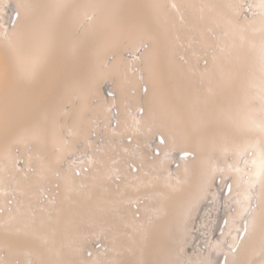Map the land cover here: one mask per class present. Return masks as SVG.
Returning a JSON list of instances; mask_svg holds the SVG:
<instances>
[{"label": "bare ground", "instance_id": "bare-ground-1", "mask_svg": "<svg viewBox=\"0 0 264 264\" xmlns=\"http://www.w3.org/2000/svg\"><path fill=\"white\" fill-rule=\"evenodd\" d=\"M109 1L118 4L120 0ZM91 3H96L101 7L108 5L107 0H17V9L15 7L14 9L11 8V10L15 11V15L11 18V26L14 28L6 38L0 37V156H9L12 145L17 143L23 145L27 142H33L34 148L32 147V152L28 158H33L37 149L41 147L53 144L57 146L55 150L49 153L50 161L34 160V172L30 174L28 183L14 182L18 192L24 196L26 201L33 198L36 194L29 191L28 186H30L37 174H43L42 177L38 178L40 183L44 180L45 185H47L49 182L57 181L60 189L67 190L69 188L73 191L70 188V183H75L74 179L76 176L73 172H68L66 168H62L61 162L66 154L74 151V145L77 140L86 137L91 129L92 122L96 121L94 116L97 113H102L106 108L105 106H107L106 102L112 101V99L109 101L104 99L102 94L110 95L109 93L113 90L116 93L114 100L120 105V110L116 112L113 110V106H110L109 110H107L110 114L109 120L114 119V117L117 118L118 115L123 128L134 126L133 129H140L141 126L136 124L138 117L132 114L131 118L130 115L123 111L122 106L125 102L124 99L128 97L135 101L136 108L142 105V114L139 117V121L147 120L148 122V120H152L150 123L153 122V126L145 134L147 140L145 142L148 145L147 150L150 153H155V150L153 151L152 149H156L158 155L155 153L151 160L145 157L142 150L140 152L136 150V155L133 156H131L132 154L125 155V151L122 152V147L124 146L126 149L129 146L126 142L121 143L118 155H116L117 153L113 155V152L109 153L111 148L108 149V154H106L107 166L99 168L96 173L94 172L95 179L86 193H75L78 202L77 206L72 208H78V211L75 215H69L70 212L60 214L59 234L60 232L65 234L76 220L78 222L80 217L96 213L93 210V205L102 202L101 198L96 194V187L99 185L98 181H101L100 183L103 186L102 177L110 179V174L115 173L117 179L120 177L124 181V178H126L125 181L128 184L126 182H124L126 185L121 183L123 187L121 190L118 189L116 191L114 188L108 187L106 191H103L104 194L119 199L112 206L118 204L129 214L131 211L129 206H132V200L136 201L139 198L138 196L142 195L141 189L146 187L157 191L160 199L156 202L155 207L152 206L154 207L152 211H154L155 216L153 217L152 215L150 223L145 225L143 232L142 229L141 231L134 230L130 239H124L123 234L126 233V230H124V233L122 231L123 234H120L109 229L111 223L101 224L100 228L107 233L110 246H118L128 240L129 243H132L138 249L133 251L134 253L135 251L137 252L136 258L141 260V264H155L161 261L165 264H175L178 259L184 260L186 257L190 260L189 264H197V260L193 259L198 257L202 258V264H228L231 259L235 260L237 258L238 248L241 245H245L246 241L251 237L250 229L252 224L255 223V231L251 240L248 258L252 257V253L260 250L263 254L262 264H264V178L262 180V192L259 191L257 186L247 181L245 183L247 188L245 187L237 194L238 198L242 197L243 204L231 203L229 199L235 194L233 193V187L227 186L230 189L229 193L225 190L227 187L224 188V182L227 178L226 173L230 172L224 171L221 181L218 180L216 182L215 176L218 173L211 168L206 154V151L212 145L221 143L232 145L240 137L259 135L257 132L246 129L244 124L234 123L229 120L225 112L220 111L219 113V110L213 106L218 103V84H222V78H224L223 81L231 79L230 77H225V75H228L227 72H229L228 66H233L231 71L237 70L240 68L239 62L250 57L252 58L251 66L246 69L250 74L258 70L260 58L264 55V51L261 53V50H264V0H257L250 7L258 6V9L250 15V19H246V22L243 21V23L237 22V19L233 16L232 20H224L225 5L222 2L210 7V16L220 22L224 21L231 28L232 33L228 41L231 43L232 48L230 53L225 55L226 57L223 54L221 55V51L216 52L213 56L215 62L211 68L205 69L197 66L190 73L191 75L186 71V63L176 60L183 66L182 68L170 58L173 14L170 9L162 6V0H123L122 15H124V18L117 15L114 20L112 16L103 11L104 13L92 19L91 23L82 26L78 36L73 35L74 27H77L80 23V16ZM225 4L227 9H232L231 13L235 12L236 3L234 0L232 2L226 0ZM145 5L147 6L146 8H144ZM5 7L6 5L1 11L0 22H2L3 28H8ZM139 8H142L141 12L138 11ZM252 11L255 10L252 9ZM136 17L142 21L151 36V48L146 51V55L144 52L140 53L141 58H143L140 68L142 71L147 68L149 72L144 71L140 78L138 73L129 71L127 66L129 62L135 63L137 61L136 58H123L119 55L114 58L112 63L98 69V62L102 59L106 49L124 34H128L131 37L135 36V30H137V25L139 24L135 25L139 20L135 21ZM123 26L124 29H121ZM221 33L223 32L221 31ZM181 38L184 40L183 36ZM201 39L206 43L214 42V39L207 38L202 33ZM140 46L141 44L135 48L134 52ZM145 56L148 58L147 60ZM119 62H123L122 66H118ZM196 76L207 79L212 87L210 92H205L200 96L192 92L190 85L192 79ZM107 78L112 80V86L111 83L107 82ZM233 82L232 80L231 82L229 81L232 84ZM141 83L146 84L143 98H141L140 94L137 96L129 95L128 90L130 88L128 87L139 86L140 88ZM106 85L109 86V92ZM74 90H77L80 94L77 99L70 95ZM92 93H95V97L98 99L95 104H93L92 98L88 102V97ZM242 97L246 101L247 95L244 94ZM198 102L201 103L200 107L204 109L203 120L199 117L200 115L197 116L198 113L197 115H195L196 113L194 114L196 109L194 104ZM147 106L152 113L155 112L156 115L161 117V123L166 130L159 126L156 119H151L148 116L149 114L147 115ZM139 109L141 110V107ZM208 110L209 112H207ZM246 110L244 105L242 112L245 115H247ZM57 116L59 121H56ZM126 122L131 124L127 126ZM117 129H120V124H117ZM124 131L121 130L120 133L122 134L120 135H123ZM81 132H83V135H80ZM65 133L70 134L68 140L64 137ZM133 133H135L134 138L139 137V133L136 130H133ZM60 134L61 140L59 139ZM167 134L169 136L173 135L174 140L176 139L175 144L169 141ZM261 135H259V138L264 148V137ZM30 148L28 149L30 150ZM84 151H86V148ZM187 153L192 155V158H187ZM83 156L81 155V157ZM92 156L95 160L99 157L96 154ZM183 157L185 160L182 159ZM15 158L13 154L11 161ZM74 159L76 160V158ZM128 159L137 167L135 173H131L128 170L126 161ZM53 163L52 169L48 170V164ZM170 163H176L177 166L174 169L169 168ZM53 168L59 172L56 178L51 174ZM143 169H154L151 174H157V177L154 178L152 175L145 176L147 178L150 177L149 183H140L142 179L139 178H136L137 181L130 180L133 178L132 176L138 175ZM42 171L43 173H41ZM44 174H47V176ZM231 176L234 183L239 182L238 175L233 172ZM48 180L49 182H47ZM138 181H140V184L137 183ZM74 185L76 187V183ZM210 186L213 187L211 196L214 201L212 202L207 199V195L211 191L209 189ZM217 190L220 192L218 193ZM59 196L57 194L55 198H59ZM253 199L255 200V207L260 202L262 203V209L258 211L255 207L252 208L249 218L246 219V211L249 209V205L251 206L250 203ZM231 206L233 209H229ZM136 208H140V205L136 204ZM212 212L215 214L213 218H211L213 216L211 215L213 214ZM207 213H209L210 217H204ZM50 218L53 219V217ZM121 219L123 220V218ZM245 219L247 224L244 231ZM130 220L134 221L135 218ZM207 222L209 223L206 225ZM99 225V223H95L94 226L96 227L94 229L98 228ZM227 236H229V241L226 239ZM237 239L239 240V245L234 250H228V248L235 245ZM95 240L100 239L95 237L90 241L93 242ZM91 242L88 245L90 244L91 246ZM56 244L58 245V243ZM63 246L65 245L63 244ZM86 246L85 243H79L76 248L81 252L82 256V249ZM189 246L193 247V249L190 247L189 249L191 250L189 251L188 249L187 251ZM177 249L178 251L176 252ZM121 259L123 261L124 257ZM131 259V257H126L123 264H134ZM43 262L45 263V259H43ZM65 264L78 263L68 261ZM238 264H240V261Z\"/></svg>", "mask_w": 264, "mask_h": 264}, {"label": "rangeland", "instance_id": "rangeland-1", "mask_svg": "<svg viewBox=\"0 0 264 264\" xmlns=\"http://www.w3.org/2000/svg\"><path fill=\"white\" fill-rule=\"evenodd\" d=\"M228 1L232 2L233 0H228ZM234 1L236 3L235 12L231 13L232 9H229V8L227 9L226 7V4H225L226 0H197V1L195 0H180V1L179 0L177 1L176 0H162V6L164 8L170 9V11L173 14L171 40H170L171 60H173L174 63H176L179 67H182V68L183 66L180 65L176 60H178L179 62L181 61L182 63H186V66H187V67L185 66L186 71L188 74H190L192 71H194L195 68H197V66L201 68H205V69L211 68L215 62L213 56L215 55L216 52L221 51V55L223 54L224 56L229 54L232 48L231 43H229L228 41L229 40L228 38L232 33L231 28L224 21L220 22L216 18H212L210 16V10H211L210 7L215 6L216 4H219L222 2V4L224 3L225 5L224 7L225 12H224L223 19L227 21L232 20L233 19L232 16H233L234 18L237 19V22L239 21L242 23L243 21L246 22L245 21L246 19H250L251 17L250 15L252 13H255L256 9H258V6L250 8L253 6V4H255L257 0L256 1L255 0H234ZM107 3L108 5L106 4L103 7H101L100 5L96 3L89 4L86 7V9L83 11L82 15L80 16V19H79L80 23L78 24L77 27H74L72 34L75 36H78L81 32L82 26L91 23L92 19H95L96 17H98L104 12L108 14L109 16H112V19L114 18V20L116 19L117 15L122 16L124 18V15H122L123 0H120L118 4L111 3L109 0H107ZM4 5H6L5 15L7 17L6 23L8 22L7 23L8 28L7 27L3 28V24L2 22H0V37L6 38V36H8L10 31L14 28L13 26H11L12 25L11 18L15 15V11L11 10V8L14 9L15 7L17 9L16 5L18 4H17V0H13V1L12 0H0V16H1V11L3 10ZM236 6H237V9H236ZM146 7L147 6L145 5L144 8ZM240 9H241V12H240ZM252 9L255 11H252ZM138 11L141 12L142 8H139ZM85 12L87 13V15ZM137 19L139 18L136 17L135 21ZM137 23L139 24L137 25V30H135V33H136L135 36L131 37L128 34H124L118 39V41H116L115 43L112 44V46L106 49L105 53L103 54L102 59L98 62V65H97L98 69H101V67H104L108 65L109 63H112L114 58L117 55H119L120 57H123V58H126V57L136 58L137 61L135 63L129 62L127 66H128L129 71L138 73V76L140 78L142 77L144 71H146L147 73L149 72L147 68L145 70L143 69V71L140 68V66L143 63V58H141L140 53L144 52L146 55V51L151 48V44H152L151 36H150L149 30H147V28L144 26V24L142 23L140 19L135 23V25ZM121 29H124V26ZM221 31L224 34L221 33ZM201 33L204 34L207 38L210 37L211 39H214V42L206 43L204 40L201 39ZM180 34H182L181 37L183 36L184 40H182V38L180 37ZM218 34H219V37H218ZM139 44H141V46L134 52L135 48ZM263 51L264 50H261V53ZM147 59L148 58L146 57V60ZM251 62H252V58L248 57L247 59H244L239 62L240 68L237 69L235 67V69L237 70H233V71H231L232 69L231 67L233 66H228L229 72H227L228 75H225V77H230L231 79L229 81L231 82L232 80L234 82L232 84V83H229V81L227 80L223 81L224 78H222V82H221L222 84L221 85L218 84V103H216L213 107L215 109H218L219 113L220 111L225 112L226 117L229 120H232L234 123H242L244 124L246 129L257 132L259 133V135L262 134L261 136L264 137V108H263L264 107V55L260 58L258 70L250 74L246 68L251 66ZM121 64H123V62L122 63L119 62L118 66H122ZM107 82L111 83V86L113 85L112 80H109L108 78H107ZM191 82H192L190 85L191 90L198 96L204 94L205 92L206 93L210 92L212 89L210 83L204 77L196 76L194 79H192ZM140 86L142 88L141 87L139 88V86L128 87L130 88L128 90L129 95L137 96L138 94H140L141 98H143L145 94L146 84L141 83ZM106 87L108 89L107 91L109 92L110 91L109 86L106 85ZM141 89L143 90V92H141L142 91ZM109 94L110 95L102 94V97L106 99L107 101L112 99V101L106 102L107 106H105L106 107L104 109L105 111L103 110L102 113H97L94 116L96 118V119L94 118V120L96 121H94V123L92 122L91 129L86 135V137L78 139L74 145V149H73L74 151L69 154H66V156H64L61 162L62 168H66L68 172H73V174H75L76 176L74 179L76 183V187L74 185L75 183L74 184L70 183V188H72L73 191L69 188L67 190L60 189V187H58L57 181L49 182L48 180L47 182L49 183L47 185H45L44 180H42V182L40 183L38 181L39 180L38 178L40 176L42 177L43 174L42 175L37 174L33 182L30 184V186H28L29 187L28 190L36 195L30 200L26 201L24 196L18 192V188L14 184L15 181H21L23 183H28V181L30 180V174L34 172V160L50 161L49 153L52 150H55L57 147L54 144L49 145L47 147H43V148L41 147L40 149H37L33 158L32 157L28 158L29 154L32 152L33 142H27L23 145H20L18 143L13 144L9 151L10 152L9 156H4V155L0 156V177H1L0 182L3 180L0 183L1 184L0 185V264H24V263L25 264H42V263L43 264H58V263L65 264L68 261H75L78 264H81V263L82 264H123V261L125 260L126 257H131L132 258L131 260L132 262H134V264H139V263L141 264V260L136 258L137 257L136 251L138 249L134 247L132 243H129L127 240V242L126 241L122 242L121 245L119 244L118 246L116 245L110 246L108 243L109 238L107 236V233L104 232V230L101 229L100 227L102 226L101 224L106 225V223L107 224L111 223V225H109V229L111 231L123 234L124 230H126L125 231L126 233L123 234L124 239H130L132 237L131 234L134 230L141 231L142 229V232H143L145 225H148L150 223V220H152V215L153 217L155 216L154 215L155 213L152 210H154L155 204L157 201H159L158 199H160V196L157 191H155L154 189L150 187L141 189L142 195L138 196L139 198L136 199V201L132 200L131 202L132 206H129L130 207L129 209L131 210L129 213L130 215L127 214L128 212H125L123 207H120L118 204H116V206H112V204L117 203L119 199H116V197L114 196H110V195L103 193V191H106L108 187L111 189L114 188L117 191L118 189L121 190L123 188L121 183L126 182V184H128V182L125 181L126 178H124V181L120 177H118L117 179V176L115 175V173H112V175L110 174L111 176L110 179H108L107 177L106 178L102 177V182H104L103 186L100 183L101 181H98L99 185H97L96 187V194L99 198H101L102 202L99 203L100 205L99 204L93 205V210L96 213L92 215L80 217V219H78V222L76 220V222L68 228L65 234H62L61 232L59 234V231H60L59 224L61 223L60 214L70 212L69 215L71 214L75 215V213L78 211V208L77 209L72 208L74 206L76 207L77 202H78L76 200L77 195H75V193H80V192L86 193V191L89 190L93 180L95 179L94 172L96 173L98 172L99 168H102L103 166H107L106 164L107 155L106 154H108V151H107L108 149L111 148V150H109L110 151L109 153L113 152L112 153L113 155H115L116 153H117L116 155H118L120 151L121 143L126 142L129 144V146L126 149L124 148V146L122 147L123 148L122 152L125 151V155L126 154L127 155L132 154L131 156L136 155V150H138L139 152L142 150V152L145 154V157L148 158V160H151L152 156L155 155V153L158 155V152H156V149H152L153 151L155 150V153H150L149 150H147L148 145L145 142L146 140L145 134L148 132L149 128L153 126V122L150 123L152 120H148V122L147 120L143 122L139 121V117H141V114H142V105H139V107L136 108L135 106L136 103L134 100L129 99V97L124 99L125 102H124V105L122 106L123 111L126 114L130 115L131 118H132L131 116L132 114L138 117L136 120V124L140 125L141 127L138 126L140 127V129L139 128L133 129L134 126L129 127V128H123L120 120L118 119V115H117V118L114 117V119L109 120L110 114L107 110H109L110 106H113L114 108L113 110L116 112L120 110V105L114 100L116 97L115 91L111 90ZM244 94L247 95L246 101L242 97ZM70 95L71 97L77 99L80 94L77 90H74L73 92H71ZM90 99L92 100L93 104H95V102L98 100L97 97H95V93H92L89 95L88 102L90 101ZM194 105L196 107V109L194 110V114L196 113L195 115H197L198 113L197 116L200 115L199 117H201L203 120L204 119V113H203L204 109L200 107L201 103L198 102ZM244 105H245V108L247 109L246 110L247 115L243 114L242 112V108H244ZM140 107H141V110L139 109ZM257 108L259 109V111H257L258 110ZM207 112H209V110ZM147 115L151 117V119H156L157 120L156 122L159 124V126H161L164 130H166L165 127L161 123V117L156 115L155 112L152 113L149 107L147 108ZM115 119H117L118 121L116 120L117 121L116 122ZM57 120H58V116L56 117V121ZM105 120H106V123L104 124ZM111 120L114 122H112ZM117 124H120L119 130L117 129ZM126 124L128 126L131 123L126 122ZM68 126L70 127V125ZM121 130H125L123 132V135H120L122 134L120 133ZM133 130H136V132L139 133L138 138L133 137L135 134L133 133ZM92 132H93V135H92ZM69 135L70 134L68 133L64 134V137H66V140H68ZM80 135H83V132H81ZM167 135H168L169 141L175 144L176 139L174 140L173 135L172 134L170 136L169 134ZM259 135L258 136L250 135V136L240 137L232 145L230 144L225 145L223 143L218 144V145L217 144L212 145L213 147L211 146L206 151L207 157L209 158V163L211 165V168L215 169V172L218 173L215 176L216 182H218V180L221 181L224 171L227 170L230 172L228 174L226 173L227 178L225 177L226 179L224 182V188L227 187L228 185L233 187V193L235 194H233L231 198L229 199L231 203L237 202L238 205L243 204L244 201L242 197L238 198L237 194L241 190L245 189V187L247 188V186L245 185L247 181L251 182L252 185L257 186L260 192L263 191L262 180L264 178V173H262V171H264V154H263L264 148L259 138ZM59 139L60 140L62 139L61 134H60ZM157 141L160 142L159 140ZM28 148H30V150ZM85 148H86V151H84ZM13 154L15 155L16 158L13 159V161H11V157ZM93 154H96L99 156L97 160L92 158ZM187 154H188L187 158L189 157L192 158V155H189V153ZM81 155L82 156L85 155V156L81 157ZM73 158H76V160L75 159L73 160ZM78 158L80 159L77 160ZM19 159L21 160L19 161ZM182 159L185 160L184 157ZM129 160L130 159L126 160L127 168L128 170H130L131 173H135L137 167L134 165L132 161H129ZM70 163L72 165V168H71ZM52 165H54V163L48 164L47 169L48 170L52 169ZM176 166H177L176 163H170L168 167L174 169ZM132 168H133V171H132ZM53 170H51L52 173L51 171L50 173L56 178L59 172L55 168H53ZM153 170L143 169L141 173H138V175L136 176H132L133 178H131L130 180H136V178H139L142 180H140L141 182L138 181L137 183L139 182L149 183L148 180L150 177L147 178L145 176L152 175V177L156 178L157 174H154V173L151 174ZM43 171L41 173H43ZM233 172L239 176V182L237 183H234L232 180L231 173ZM44 175L47 176V174H44ZM169 176L171 177L170 174ZM117 183H119V185H117ZM126 184L124 183V185ZM211 187L212 186L209 187L211 191L209 190L210 192L207 195L208 196L207 199L210 200L209 202L214 201L212 200V196H211V193L213 192L212 190L213 187L212 188ZM225 190L226 192L228 191V193L230 191L228 187ZM217 191L218 193L220 192L219 190ZM57 194L60 195L59 198H55ZM148 194L149 195L151 194V195L149 196ZM214 199L217 200L216 198ZM136 204L137 205L139 204L140 208H136ZM250 204L251 206L249 205V209L246 211V214H245L246 219L249 218L252 208L256 206L255 200L253 199V201ZM232 206L229 209H233ZM255 208L258 209V211L261 210L262 203L260 202L258 206ZM90 209H91V206H90ZM119 213H121V215H119ZM211 215H213L211 216V218H213L215 214L213 213ZM157 216H159V214H157ZM205 216L210 217L209 213H207V215H204V217ZM50 217H53V219ZM121 218H123V220ZM132 218H135L136 221L135 220L131 221L130 219ZM256 218H257V215H256ZM246 219H245L244 231H245L246 224H247ZM95 223L97 224L99 223L100 225L98 228L94 229V227H96L94 226ZM208 223L209 222H207L206 225ZM254 224H252L251 229H250L251 237L246 241L245 245L240 244L241 246L238 248L239 252L236 253L237 260L231 259L228 262V264H238L239 261H240V264H246V263L249 264V262L250 264H262L263 254H262V251L260 250H258L256 253L255 252L252 253V257L248 258L250 246H251V240H252V237L255 231ZM25 227L29 229L30 231L27 230ZM34 227L35 229H33ZM6 236L10 238H7ZM95 237H99L100 240H95L91 242L90 240L94 239ZM240 238L238 239L240 240ZM226 239L229 241V236H227ZM238 239L235 245L228 248V250H234L239 245ZM227 240L226 242H228ZM55 242L58 243V245ZM90 242H91V246L93 245L92 247L90 246V244L88 245V243ZM79 243H82V244L85 243L87 245L84 249H82V253L84 257L82 256L81 252H79L76 249ZM63 244L65 246H63ZM190 247L191 246L187 248V251ZM244 248H247L248 250ZM135 249L136 251L134 253L133 250ZM191 249H193V247H191ZM191 249H189V251ZM177 251L178 249L176 250V252ZM28 253L29 255H27ZM122 257H124L123 261L121 259ZM198 258L193 259L192 257L193 260H197L196 262L197 264L198 263L202 264V261H201L202 258L201 257H198ZM43 259H45V263L43 262ZM189 262H190L189 258L186 257L184 258V260H181V258L180 260L178 259L177 262L175 261V264H189ZM155 264H165V263L164 262L162 263L161 261Z\"/></svg>", "mask_w": 264, "mask_h": 264}]
</instances>
